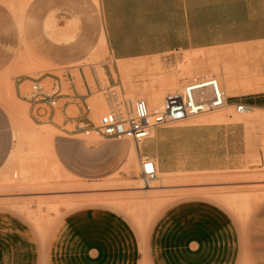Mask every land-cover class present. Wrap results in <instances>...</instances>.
I'll list each match as a JSON object with an SVG mask.
<instances>
[{
  "label": "rangeland",
  "instance_id": "rangeland-1",
  "mask_svg": "<svg viewBox=\"0 0 264 264\" xmlns=\"http://www.w3.org/2000/svg\"><path fill=\"white\" fill-rule=\"evenodd\" d=\"M98 1L0 0L7 15L0 22V102L9 105L14 141L0 171V212L23 220L42 249L68 216L101 208L123 215L135 229L141 264H264V108L249 98L257 93L240 85L256 76L264 84V70L255 64L264 63V49L217 47L178 51L164 60L118 61L100 44ZM67 26L75 36L60 40L57 27ZM90 64L126 97L144 99L152 110L172 88L214 76L213 70L225 83L239 84L237 100L229 104L256 109L240 116L225 107L159 127L140 145V154L135 151L128 169L130 148L138 146L133 141L84 138L35 123L19 97L30 85L25 78ZM68 147L77 154L64 155ZM140 156L153 158L157 174L170 181L151 191L137 186L150 184L141 176ZM202 246L207 254L185 255Z\"/></svg>",
  "mask_w": 264,
  "mask_h": 264
},
{
  "label": "crops",
  "instance_id": "crops-1",
  "mask_svg": "<svg viewBox=\"0 0 264 264\" xmlns=\"http://www.w3.org/2000/svg\"><path fill=\"white\" fill-rule=\"evenodd\" d=\"M94 2L99 5L98 0ZM100 6L104 29L100 44L118 61L164 60L178 51L217 47L264 49V0H100ZM6 16L0 7V22ZM57 29L60 40L75 36L71 26ZM186 61L191 62L189 56ZM255 64L256 70H264L262 61ZM188 75L194 72L189 69ZM212 75L228 96L236 98L239 84L225 83L214 70ZM257 77L241 80L240 85L244 91L257 93L249 98L262 109L264 84ZM13 142L9 105L0 102V171L10 158ZM133 149L136 155L141 152V148H130L128 169L134 167ZM69 153L77 151L68 147L64 155ZM192 250L185 255L206 253L203 246L196 253ZM141 258L137 232L123 215L110 209L71 214L44 249L23 220L0 212V264H141Z\"/></svg>",
  "mask_w": 264,
  "mask_h": 264
},
{
  "label": "built area",
  "instance_id": "built-area-1",
  "mask_svg": "<svg viewBox=\"0 0 264 264\" xmlns=\"http://www.w3.org/2000/svg\"><path fill=\"white\" fill-rule=\"evenodd\" d=\"M24 82L30 85L28 91H19V97L29 106L35 123L63 127L69 134L84 138L129 139L138 146L162 126L225 107H233L238 115L251 110L243 103L229 104L237 98L228 96L215 76L187 81L180 90L169 93L162 107L155 110L144 99L126 97L91 64L67 66L55 73L25 78ZM97 95L103 97V103L95 100ZM68 125L70 129L66 128ZM140 168L146 182L156 178L158 168L153 158L140 156Z\"/></svg>",
  "mask_w": 264,
  "mask_h": 264
},
{
  "label": "bare ground",
  "instance_id": "bare-ground-1",
  "mask_svg": "<svg viewBox=\"0 0 264 264\" xmlns=\"http://www.w3.org/2000/svg\"><path fill=\"white\" fill-rule=\"evenodd\" d=\"M103 47H104V49H106L107 50V48H106V46L105 45H103V44H101ZM171 90H174V91H176L175 90V88H172ZM173 91V92H174ZM103 103V102H102ZM162 105H163V103H162ZM162 105H161V107H162ZM161 107H159V108H156V109H160ZM251 111H252V108H251V110L246 114V116L249 114V113H251ZM245 115V114H244ZM241 116V115H240ZM243 116V115H242ZM31 131V130H30ZM45 130L44 129H42V130H38L36 133H37V136H42V135H40L41 133H43ZM29 136H30V134H29ZM46 136L49 138V139H52V136H53V134L51 133V132H47V134H46ZM32 137V136H31ZM45 139H46V137H45ZM137 147V149H140L141 147L140 146H136ZM140 152V151H139ZM132 157L133 158H135V150L133 149V152H132ZM131 163V162H130ZM130 165V164H129ZM157 165V164H156ZM127 168H128V166H127ZM160 174V173H159ZM159 174H157V176H156V178L154 179V180H151V181H149L150 182V184H147L146 186H143L141 183H137V186H139L140 188H145L146 189V191H151V188H156L157 186H159V185H161V186H164L165 185V182L167 183V182H169L170 180H166L165 179V177H163L165 180H163L162 178H161V176H159ZM149 182H147V183H149ZM164 183V184H163ZM99 200V199H98Z\"/></svg>",
  "mask_w": 264,
  "mask_h": 264
}]
</instances>
